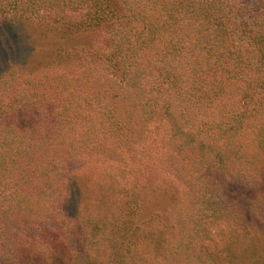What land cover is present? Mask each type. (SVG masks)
I'll use <instances>...</instances> for the list:
<instances>
[{
    "label": "trees",
    "instance_id": "obj_1",
    "mask_svg": "<svg viewBox=\"0 0 264 264\" xmlns=\"http://www.w3.org/2000/svg\"><path fill=\"white\" fill-rule=\"evenodd\" d=\"M5 27L59 42L0 71V264H264V0H0Z\"/></svg>",
    "mask_w": 264,
    "mask_h": 264
},
{
    "label": "rangeland",
    "instance_id": "obj_2",
    "mask_svg": "<svg viewBox=\"0 0 264 264\" xmlns=\"http://www.w3.org/2000/svg\"><path fill=\"white\" fill-rule=\"evenodd\" d=\"M30 36V37H28ZM59 40L50 35L48 38L44 37L41 30L31 28L23 29L19 27H5L0 29V71L5 67V64L10 60L16 58L17 62L28 61L35 64L43 58L42 48H56ZM67 44L74 42L66 41ZM28 45L32 50L25 55L23 54V46Z\"/></svg>",
    "mask_w": 264,
    "mask_h": 264
}]
</instances>
